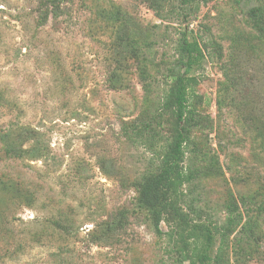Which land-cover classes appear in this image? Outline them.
<instances>
[{
    "label": "rangeland",
    "instance_id": "1",
    "mask_svg": "<svg viewBox=\"0 0 264 264\" xmlns=\"http://www.w3.org/2000/svg\"><path fill=\"white\" fill-rule=\"evenodd\" d=\"M38 3L0 0V264H167L134 189L150 153L122 128L160 98L156 87L144 90L138 61L145 56L158 75L172 59L171 46L144 42L165 29L175 38L187 19L171 6L158 16L140 0H72L37 25ZM250 6L262 7L255 26ZM188 22L208 46L195 71L198 122L186 162L198 177L189 197L217 221L228 197L261 205L260 238L227 264H264V0H206ZM33 129L44 155L9 157Z\"/></svg>",
    "mask_w": 264,
    "mask_h": 264
},
{
    "label": "trees",
    "instance_id": "2",
    "mask_svg": "<svg viewBox=\"0 0 264 264\" xmlns=\"http://www.w3.org/2000/svg\"><path fill=\"white\" fill-rule=\"evenodd\" d=\"M65 1L72 0H39L36 24L46 22L49 15L57 17L61 14ZM140 1L158 16H162L166 6H171L168 12L187 19V22L178 29L175 38L165 29L163 34L159 33L154 39L144 42V46L160 44L173 48L172 59L165 62L164 73L156 75L147 70L145 56L138 61L139 78L148 84L144 90L153 92L156 87L160 98L152 114L141 113L122 128L123 135L131 143L144 147L150 153L147 166L134 182L137 206L147 211L152 230L164 241V252L170 260L167 264H227L230 252L235 255L249 254L257 243L261 230L258 213L262 206L241 207L234 197H228L222 205L224 218L217 221L197 207L192 196L189 197L198 177V168L186 162L187 151L193 142L192 129L198 122L194 89L199 78L195 71L202 66L208 46L189 29L188 19L206 0ZM247 11L252 15L255 26L258 23L256 19L262 18V7L250 6ZM259 38L264 46V34ZM133 51L138 57V52ZM108 80L111 86L116 87L113 75ZM217 104L221 105V100L218 99ZM27 135L24 140L30 143L27 148L10 146L6 149L9 157L17 159L27 155L37 159L44 155L41 132L33 129ZM0 184L4 189L7 187L5 180H1ZM20 196L29 202L34 194L26 189L25 195ZM52 221L63 231L69 230L59 219ZM161 223L165 224L166 230L161 228ZM12 224L11 220L3 223L5 232L13 231ZM239 260V256L235 258L236 263Z\"/></svg>",
    "mask_w": 264,
    "mask_h": 264
}]
</instances>
